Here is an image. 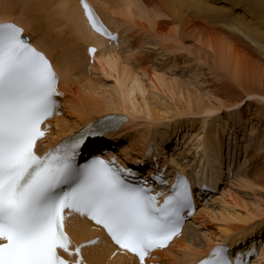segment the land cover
<instances>
[{"label":"snow or ice","instance_id":"6c2138e0","mask_svg":"<svg viewBox=\"0 0 264 264\" xmlns=\"http://www.w3.org/2000/svg\"><path fill=\"white\" fill-rule=\"evenodd\" d=\"M29 7L32 5L0 0V264H155L161 259L160 253L176 259L173 249L177 241L184 239L188 221L198 211H205L198 209V198L207 206L209 201L203 199L204 195L215 192L208 183L209 169L200 158L201 151L207 158V149L197 147L196 159L192 160L178 159L175 151L169 158L155 141L135 159L128 149L123 156L106 150L103 142L129 124L126 107L125 114L102 115L41 154L40 145L53 133L51 122L64 115L61 78L67 82L72 73L54 59L55 51L45 50L47 39L42 30L33 28L32 22H18L16 10L23 19L24 9ZM51 7L65 21V28L86 46L88 72L99 62V71L115 81L109 91L115 90L127 105L140 85L137 77L129 91L131 79L126 65L123 80L119 71L109 75L122 63L117 52L122 43L126 46L119 29H110L89 0H78L77 4L58 0ZM127 7L131 12L141 6L130 3ZM166 7L179 16L181 9L204 5ZM144 11L154 35L164 44L176 43L170 39L171 32H155L157 22L172 20L173 16L159 7ZM229 30L264 50V44L258 45L240 27ZM94 37L107 44L93 43ZM261 70L264 72V62ZM139 95H145L142 88ZM248 99L254 97L249 95ZM135 108L133 101L134 113ZM208 115L212 113H205ZM55 130L59 131V125ZM199 139L203 141L204 137ZM87 150L91 154L85 157ZM189 169L195 181L190 179ZM249 216L264 222V208L256 215L249 212ZM70 225H77L85 238L73 239ZM220 232L226 235L216 236L217 243L195 264H253V257L264 255L255 242L238 246L247 232L233 234L224 227ZM203 236L211 243L208 232ZM180 251L184 255L177 264H189L190 254L202 249L194 247L193 242Z\"/></svg>","mask_w":264,"mask_h":264},{"label":"rangeland","instance_id":"374dc122","mask_svg":"<svg viewBox=\"0 0 264 264\" xmlns=\"http://www.w3.org/2000/svg\"><path fill=\"white\" fill-rule=\"evenodd\" d=\"M115 1H118L116 2L117 4H122L121 0ZM262 1L264 3V0ZM202 2H207L209 3L208 5L216 8L217 12L211 13L209 16L214 17L215 20L217 19L215 14L220 16V13H228L231 15L228 17L229 19L234 17L246 19V23L251 20V16L248 13L241 12L239 8L228 10L229 6H227L225 9L224 6L228 2L226 4L224 0H202ZM146 3H148L147 6L146 4L144 6L146 9L159 7L161 11L165 12L162 4L160 5L156 0H147ZM180 12L179 16L175 15L173 9L169 13L165 12V14L172 15L173 19L159 21L162 22L160 26L156 24L158 33L163 35L171 32L170 39L175 40L176 43L164 44L154 35L153 29L149 27L147 22L145 11L143 15L144 21L135 19V23H132L136 25L131 24L132 27L130 26L128 33H126L127 31L121 33L122 42H126V46L122 43V47L117 52L122 62L121 64L123 66L126 65L132 72L137 73L145 91L143 100L153 108L157 119H146L142 115L136 114H134L136 115L135 119L132 118L134 115L130 116L129 124L114 135L111 144L119 155L123 156L124 150L128 149L129 154L133 158H137L143 156L146 151L145 146L147 144L145 141L148 143L153 140L158 148L167 151L169 158L172 157L173 151H175L178 159L192 160L196 159L195 136L205 130L216 131L219 138L215 149L218 154L217 162H215L214 166L212 165V158L208 150V157H203L205 153L201 151L200 158L204 160L205 166L209 169V185L213 186V183L217 187L220 185V189L216 196L211 197L208 206L205 205L203 207L200 205L199 207V209L212 211L210 217L204 215L203 211H198L200 213L197 219L193 218L191 224L187 223L188 227L184 232L186 243L194 242V247L204 249L209 243L203 236L205 231L215 238L219 235L217 232L218 226L234 225L233 221L236 222L234 218L229 221L226 219L227 215H231L229 216L230 219L236 214L246 216L251 212L256 215L259 214L260 208H264V191H261V189H264V98L254 97V99H248V96L245 97L243 91L246 88H253L259 92L260 90L264 92V72L261 70L262 62H264V52H261L257 47H253L247 39H243L240 36L242 38L240 52L234 57H230V60L225 62L224 65L215 64L216 60L212 54L213 51L209 50V48H212L213 40L214 43L219 41L224 43L223 39L226 38L228 40L229 38L224 37L221 33L202 38L203 34L201 32L204 30L205 25L203 15L193 14L188 10L186 12L189 13H186L185 9H181ZM113 22L123 27L119 20H113ZM251 22V24H255L254 20ZM211 23L215 29H222L226 33H232L226 28L225 23ZM126 24H124V27L127 29L129 25L126 26ZM65 30L69 32L68 29L65 28ZM68 32L62 34V39L64 38L62 49L65 48L64 45L68 43L67 46L69 47L70 45L69 41L72 38L69 37L70 33L66 34ZM227 40L226 44H228ZM202 44L208 45L209 48L207 49L206 47L208 46ZM200 45L205 49H202ZM67 46L64 54H66V49H68ZM138 49L139 51H137ZM205 51L207 54L204 53ZM62 52L64 51L62 50ZM84 63L85 65L83 66L85 67L82 68L83 72L80 76L82 79L85 78L89 87L93 90L95 89V92L103 93L100 97L109 96V93L113 95L115 90L109 91V88L115 85H113L114 81L107 79L99 71L94 72L92 70L89 73L88 68L90 65H87L86 60ZM142 71L149 75H152V72L154 74L159 73V77L168 84H171L172 81L175 84L177 83L178 88L175 94L172 96L165 89L158 91L149 85L150 76L145 75ZM101 85L103 88L100 87ZM71 88V93L74 94L73 98L67 97V101H70V103L63 105L64 115L63 118L61 117V119H66L68 124H72L74 121L70 106L76 105V101L84 102L82 91L80 92L75 81L73 85L71 83ZM197 100L200 106L196 108L194 102ZM136 101L140 102V100ZM187 101L190 104L194 103L190 109L187 107ZM237 104L239 107H235ZM229 109L232 110L229 111ZM205 113H212V115L205 116ZM144 119L148 120V122ZM93 120L91 119V121ZM67 133L65 132V134ZM201 134L203 136V133ZM188 152H191L192 155L187 156ZM163 154L161 153V156ZM216 166L220 167V172L217 171ZM188 171L191 177L196 178L191 169ZM200 179L203 182L204 176H201ZM222 191H226L227 194L229 193L235 199L228 198L224 194L223 197H226V201L229 204L228 207L221 205L219 201L214 202V200H219L220 195L222 196ZM230 199H232V202L229 201ZM254 205L259 208L253 207ZM213 213H216L215 216ZM220 213L221 215H219ZM231 213H235V215L233 214L232 216ZM214 217L216 218L215 220ZM220 217L223 218L221 219ZM225 222L226 224L220 225ZM236 224L238 223L236 222ZM249 225L251 227L244 231L254 228L252 229L254 232L245 242L241 240L240 243L245 244L253 239L258 242V245H261L256 246V248L261 249L262 243H264V222L260 219L252 218ZM239 229L235 228L233 231L240 233L238 232ZM211 236L210 239H212ZM260 240L261 242H259ZM213 242L216 243V239ZM213 242H211V245ZM236 246L233 245V247ZM181 258L180 254L179 258L170 261H176L174 262L176 264ZM165 262L162 261V264ZM260 262L262 261L260 260ZM168 263L170 264L169 260L165 264Z\"/></svg>","mask_w":264,"mask_h":264},{"label":"bare ground","instance_id":"6f19581e","mask_svg":"<svg viewBox=\"0 0 264 264\" xmlns=\"http://www.w3.org/2000/svg\"><path fill=\"white\" fill-rule=\"evenodd\" d=\"M121 1H122L121 2L122 4H117L116 2H118V1H115V0H89V3H91L96 8L98 14L107 23V25L110 28H113L114 30L119 29L120 34L122 32H126V31H127L126 33H128V31L132 27L131 24L135 23V21H134L135 19L136 20L137 19L142 20V21L145 20L143 15H144V9H146V8H144V6H145V4H146V6L148 4V3H146L147 0H146V2H145V0L144 1L143 0H121ZM224 1L226 4L228 2V4L226 6H224L225 9L227 8V6H229L228 10L233 9V8H239L241 10V12L248 13L251 16L250 21L254 20L255 24L249 25L248 22L247 23L245 22V21H247L246 19L243 20V18H239V17H234L232 19H229L228 17H230L231 15H229L228 13L227 14L226 13L221 14L220 12H219L220 16L218 14H215V16L217 18L215 20L214 17H212V16L209 17V16L211 15V13L217 12L216 8L213 7L212 5H208L209 3H207V2H202V0H156V2H159L160 5L162 4L164 11L167 13H169V11L171 12V10H172L171 8L166 7L168 5H179L181 3L194 5V4L200 3V2L203 3L204 7H189V8H184V9H185V12H186V10H188L193 14L196 13V14H202L203 15L204 23L207 26L204 25V30L203 31L201 30L202 31L201 33L203 34L202 38L204 36L211 37L214 34L218 35L219 33L223 34L224 37L226 36L229 38L228 40L226 38H224L223 39L224 43H222L219 40H218L219 42L214 43V40H213V45H212L211 49L209 48L208 45L202 44L204 46H208L206 48L207 49L209 48L210 51H213L212 54L214 55V59L216 60L215 64H218L220 66L224 65L225 62H228L230 60V57H234L238 52H240V45H242V43H240V42L242 41V38L243 39H245V38L242 37L238 32L231 31L232 33L230 34V33H226L222 29H215L214 27H212L213 24L211 22H213V23L215 22V23H219V24L225 23L224 25L226 26L227 29H230V27H232V26L240 27L241 30L245 31L252 38H254L258 42V45L264 44V36L261 35V32H264V23H262V21H264V3H263V1L262 0H224ZM8 2L13 3V4H25V3H27L29 5H32V7L24 9V18L23 19H19L20 10L19 9L16 10V12L14 14L18 17V22L25 23V24H27L28 22H32L33 28H38V29L42 30L43 34L46 36V39H47V46H46L45 50L49 51L50 53H51V51H55L56 56L54 57V59L58 60V62H60L64 67H66L72 73V75L67 79V82H65V78L63 76L61 78L60 88H62L63 92L65 93V97L61 101V105H67V103H70V101L69 102L67 101L68 96L73 98L74 94L71 93V89H72L71 83L73 85L74 81L76 83V86L79 87L80 92L82 91L81 92L82 96H84V99H83L84 102L83 103H82V101H81V103L76 101L77 102L76 105L70 106L71 115L74 118L73 119L74 121L72 120L73 121L72 124H68L66 119L56 118L55 120H53L52 124L54 126V129H53V133L50 136V138L55 137L54 139H59L62 135L63 136L65 135V132L66 133L67 132H73V130L75 131V129L76 130L79 129L81 126L85 125V123H88L89 121H91V119L98 118V116H102V115H106V114L123 115V114H125V108L126 107L128 110L129 117L134 115V114L141 113V115L143 117H145L146 119H148L149 116L153 120L157 119L156 113L154 112L153 108H151L150 105L147 102H145V100H143L144 96L139 95L141 88L144 90V87H143V85H141L140 80H139L140 87H138L136 89V95L131 98V100L127 103V105H125L122 98L119 95H116L115 91H114L113 95L112 94L110 95V93H109V96L106 95V97L105 96L100 97L103 95V93L95 92V89L93 90L91 87H89V84L85 81V78H83V79L81 78L80 75H82V72H83L82 68L85 67V66H83V65H85L84 61L86 60V62H88V55L86 54V46L83 43L78 42L77 38L74 35H72V32L70 29H68L69 32L65 30V21L63 19L59 18L58 12L51 7L52 5L57 3L58 0H8ZM71 3L77 4L78 0H71ZM130 3L140 5L141 7H138V8L134 7L131 9V12H129L127 5ZM142 8H144V9L142 10ZM186 13H189V12H186ZM146 15H147V13H146ZM197 16H199V15H197ZM133 17H135V19H133ZM2 18H3V12L0 11V19H2ZM115 18H118V19H115ZM113 20H116V21L119 20V23L123 24V27L118 26V24L117 25L114 24ZM163 23H165V22H163ZM124 24H126V26L129 25L127 27V29H126V27H124ZM133 25H136V24H133ZM160 25H162V22L157 23V26H160ZM253 29H255V30H253ZM205 30H207V31H205ZM63 31L68 32L66 34L70 33L69 37L72 38V39L70 38L71 41H69L70 42L69 47L67 46L69 43L64 45L65 48H66V46L68 48V49H66L67 55L64 54L65 48L62 49V44H64V42H63L64 38L62 39V37H63L62 34H64ZM157 31H158V28H156V32ZM28 34L29 33L27 32V35ZM122 36H123V34H122ZM213 39H215V38H213ZM220 39H221V37H220ZM238 39H240V40H238ZM122 40H123V37H122ZM226 40H227L228 44H226ZM65 41H66V38H65ZM92 42L96 43L97 45H100L101 43L107 44L106 41L98 39L97 37H94ZM199 44H201V43H199ZM200 47L202 48L203 46L200 45ZM257 48L261 52L262 51L264 52V50H262V48L260 46H257ZM61 49L64 52H62ZM202 49H205V48H202ZM105 51L106 52H112V51H116V50L115 49H105ZM204 53L207 54L206 51ZM117 55H118V53H117ZM99 68H100V64L98 62L96 67L93 69V71L94 72L99 71ZM105 70L109 71L107 64H105ZM128 70H129L130 79H131V82L129 83L128 88H129V91H131V89L133 87V83L136 82L138 75H137V73H134V71L132 72L130 69H128ZM116 71H119L120 78L123 80L124 79V73H125V66H123L120 63L115 68L110 70L109 74L113 75ZM99 72L104 75L103 72H101V71H99ZM139 72H138V74H139ZM142 72H144V71H142ZM152 73H153L152 74L153 77H151L152 76L151 74L149 75L148 73L146 74V72H144L145 75L150 76V79H149L150 84L149 85L153 86L158 91L165 89L168 92V94L173 96L175 94L176 89L178 88V84L173 83V81L171 84H168L165 82L164 79H162L161 77L154 74V72H152ZM72 77H77V78L74 79ZM114 84H115V81H114L113 85ZM96 91H97V89H96ZM243 91H244L245 97L251 95V96L256 97V98L258 97L260 99L264 98V92L261 90L259 92L253 88H246V89H243ZM96 93H99V95H97ZM136 100H140V102H137ZM133 101H135V103H136L135 113L133 112ZM194 103H195V105H194ZM194 103L190 104L187 101V107H189V109H190L191 107H193V105L196 108L200 106V103L198 100L195 101ZM68 108H69V106H68ZM146 119H144V120H146ZM146 121L148 122V120H146ZM57 125H59V131L58 132L55 130ZM201 133H203V137H204L203 141H201L199 139L202 135ZM195 137H196L195 138V142H196L195 150L197 147H200V145H203L208 150L210 157L212 158V165L214 166L215 162H217V156H218L215 149L217 148V144L219 142V140H218L219 138H218L216 131L215 130H211V131L205 130V131L200 132ZM145 143L148 145L147 141H145ZM208 155H207V157H208ZM203 157H205V156H203ZM216 168H217V171L220 172V170H221L220 167L216 166ZM211 183H213V182H211ZM213 186L216 190L217 186L214 183H213ZM224 194L228 198L230 197L233 200H235L231 195H229V193L227 194L225 191L222 193V196L221 195L219 196V198H218L219 200H214V202L219 201L221 205L228 207L229 204L226 201V197L225 198L223 197ZM232 199H230L229 201L232 202ZM236 206L239 207L238 205H236ZM244 208H245V206H244ZM257 208H259V207H257ZM257 208H255V209L257 210ZM230 211H232V209H230ZM234 211H235V209H234ZM200 212H197V215L194 217V219H197V216ZM211 212L212 211H209L206 209L205 211H203V214L210 217V215L212 214ZM213 214L215 216L216 213H213ZM233 214L235 215V213H233ZM233 214H232V216H233ZM219 215H221V213ZM225 216H226V214L224 215V218H225ZM227 216L229 217L231 215H227ZM211 217H213V216H211ZM228 217H226L227 220L232 221L234 218V220L238 224H236V222H234V221H233L234 225H227L226 222L220 224V225L226 224V226H218L217 227V232L219 233V235H217V236L224 237L226 235V233L220 232V228L224 227L228 230V232L233 233V234H241V233L247 232V236L245 237V239L242 242H245V240L247 238L251 237V235L254 232L252 229H254V228L247 230V231H244V230L251 227V225H249V224L253 218L252 216H249V214L246 216H240V215L236 214V216H233L232 219H230V217L228 219ZM220 218L222 219L223 217H220ZM215 219L216 218L214 217V220ZM187 227H185V228H187ZM75 228H78V226L77 225H70V230H71L72 236L75 239H81V240L83 238H85L84 235L79 234L78 230ZM235 228L236 229L240 228L238 230V232H240V233H235L236 231L235 232L233 231ZM242 231H244V232H242ZM212 235H214V234H212ZM211 238L212 239H210V240H211V242H213L215 240V238L212 236H211ZM216 243H217V241H216ZM185 244H187L185 242V237L183 240L177 241V243L173 249V254L176 258H179L180 254L183 257L184 254L180 250L185 247ZM209 244L211 245V243H207L208 246L205 247L204 249H202V251H200L198 253H191L190 254L191 260L190 261H193L194 259H199L201 256H203L206 253L207 248L210 246ZM212 244H214V242ZM230 246L233 247V245H230ZM258 250L261 251L262 253H264V248L261 247V249H258ZM159 256L161 258L160 259L161 262L166 261L165 263H167L168 259L164 253H160ZM97 259L103 261L105 258L104 257H97ZM173 260H176V259H173ZM260 260L262 262L264 261V255L261 256ZM174 262H176V261H174Z\"/></svg>","mask_w":264,"mask_h":264}]
</instances>
